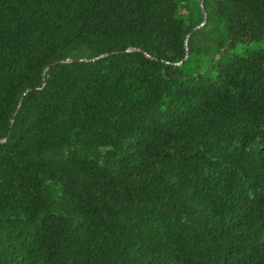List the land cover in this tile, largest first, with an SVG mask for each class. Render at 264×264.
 Returning a JSON list of instances; mask_svg holds the SVG:
<instances>
[{"label": "trees", "instance_id": "obj_1", "mask_svg": "<svg viewBox=\"0 0 264 264\" xmlns=\"http://www.w3.org/2000/svg\"><path fill=\"white\" fill-rule=\"evenodd\" d=\"M198 3L0 0V264H264V0Z\"/></svg>", "mask_w": 264, "mask_h": 264}, {"label": "water", "instance_id": "obj_2", "mask_svg": "<svg viewBox=\"0 0 264 264\" xmlns=\"http://www.w3.org/2000/svg\"><path fill=\"white\" fill-rule=\"evenodd\" d=\"M201 4H202V1H201ZM205 21H206V13L204 12V18H203V21H202L200 24L196 25L194 28H192V29L186 34V38H185V57H184V58H186V56H187V54H188V47H187V39H188V37L193 33V31H194L195 29L201 27V26L205 23ZM130 50H140V49H138V48H136V47H129V48L126 49V51H130ZM144 53H145L146 56L152 58V56H150V55L147 54L146 52H144ZM105 55H106V53H102V54H100V55H98V56H95V57H92V58H72V57H69V58H67V59H65V60H59V61H55V62H51V63L47 64V65L44 67V70H43V71H46V70L49 68L50 65L55 64V63H59V62H72V61H92V60H95V59H97V58H99V57H102V56H105ZM181 62H182V60H181V61H178V62H175V64H180ZM28 90H31V88H29V89H27L26 91H24V94H25ZM19 103H20V101L18 102V105H19ZM4 140H5V138H4V139H0V142H3Z\"/></svg>", "mask_w": 264, "mask_h": 264}, {"label": "rangeland", "instance_id": "obj_3", "mask_svg": "<svg viewBox=\"0 0 264 264\" xmlns=\"http://www.w3.org/2000/svg\"><path fill=\"white\" fill-rule=\"evenodd\" d=\"M198 1H199L198 4H199L200 8H203L202 4H201V1H203V0H198ZM202 11H203V18H204L205 10L202 9ZM260 48H264V41H250L247 44L241 43V44H237L235 48L231 49V51L229 52V55H231V54H242L245 50H255V49H260ZM227 57L228 56L222 57V62H224L227 59ZM186 71H188V72L194 71L193 66L191 64H189L186 67Z\"/></svg>", "mask_w": 264, "mask_h": 264}]
</instances>
